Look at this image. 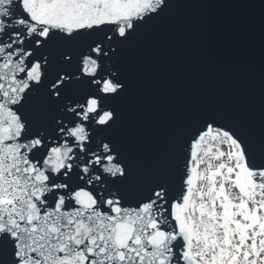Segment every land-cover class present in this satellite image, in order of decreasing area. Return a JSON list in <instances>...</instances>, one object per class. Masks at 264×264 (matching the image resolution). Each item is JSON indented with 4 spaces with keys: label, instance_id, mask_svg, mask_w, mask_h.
<instances>
[{
    "label": "snow or ice",
    "instance_id": "1",
    "mask_svg": "<svg viewBox=\"0 0 264 264\" xmlns=\"http://www.w3.org/2000/svg\"><path fill=\"white\" fill-rule=\"evenodd\" d=\"M0 0V264H264V0Z\"/></svg>",
    "mask_w": 264,
    "mask_h": 264
},
{
    "label": "water",
    "instance_id": "2",
    "mask_svg": "<svg viewBox=\"0 0 264 264\" xmlns=\"http://www.w3.org/2000/svg\"><path fill=\"white\" fill-rule=\"evenodd\" d=\"M214 2L221 6L212 7L206 11L209 15L217 18L229 19L233 17H243L246 19H253L258 16V8H233L225 6L235 2V0H214ZM241 2L247 3L248 0H241ZM254 2L258 3V0H254Z\"/></svg>",
    "mask_w": 264,
    "mask_h": 264
}]
</instances>
